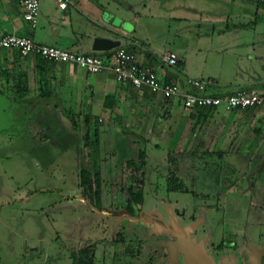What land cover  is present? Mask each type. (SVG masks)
Instances as JSON below:
<instances>
[{
	"label": "rangeland",
	"instance_id": "374dc122",
	"mask_svg": "<svg viewBox=\"0 0 264 264\" xmlns=\"http://www.w3.org/2000/svg\"><path fill=\"white\" fill-rule=\"evenodd\" d=\"M130 2L133 10L129 17L134 15L140 22L134 35L153 52L175 50L183 71L217 81L214 86L211 80L207 89L228 91L222 84L228 85L227 81L243 74L233 72L231 50L221 58L211 46L233 42L254 29L245 19L252 17L250 4L234 0ZM225 15L232 21L239 17V23L214 21V17ZM231 23L236 25L230 29ZM125 25L127 30L132 28L131 21ZM255 26L264 30V21ZM218 28L223 30L216 31ZM124 46L121 38L118 47ZM244 64V60L238 62L241 68ZM12 89L0 78V264H78L79 260H90L86 264H124L123 260L140 264L133 248L162 238L147 228L152 222L149 214L164 215V207L171 214L173 207L185 214L192 210L201 218L198 225L216 240L221 227L233 223L229 211L245 201L240 198L238 203L229 197L241 194L239 190L248 182L258 191L250 200L264 204V163L257 162L264 156L262 108L229 111L219 105L212 116L198 117L192 132L203 134L194 135V141L185 145L186 130L194 119L184 122L180 109H175L177 104L181 108L177 99H171L178 115L175 127L170 119L172 127L156 137L154 132L140 135L137 126L124 127L132 118L91 117L85 123L83 114L73 111H31ZM52 103L58 105L55 100ZM61 106L66 107L64 103ZM183 123L185 129L179 135ZM94 128L97 143L91 144ZM216 150H221L220 154ZM94 166L100 181L98 197L83 194L78 186L79 170ZM171 171L178 188L167 187ZM220 191L228 199H223ZM247 191L244 196H249ZM129 192L140 196L138 202L129 200L132 212L125 207ZM212 206L221 207L226 216ZM187 220L182 216L181 223ZM247 229L252 236L250 225ZM262 229L260 223L253 230Z\"/></svg>",
	"mask_w": 264,
	"mask_h": 264
},
{
	"label": "crops",
	"instance_id": "0c3cea01",
	"mask_svg": "<svg viewBox=\"0 0 264 264\" xmlns=\"http://www.w3.org/2000/svg\"><path fill=\"white\" fill-rule=\"evenodd\" d=\"M222 1L227 3L233 0ZM234 1L250 4L252 17L245 19L248 23H252V26L254 24V29L249 33H244L243 38L235 37L233 42L213 44L211 48L212 51L218 53L217 56L222 54L221 58L231 50L230 53L235 58L231 60L233 72L239 70L244 74L248 71L246 75L238 74V78L227 81L228 85L227 83L222 84L227 86L228 92L242 87L250 90L260 89L264 83V30L258 29L255 24L264 21V4L260 0ZM117 5L122 6L123 10H120L121 8ZM132 10L133 3L130 0H67L63 8L58 7L54 0H39L36 22L33 27H30L21 18L18 0H0V33L28 35L38 43L86 53L90 50L91 39L94 36L116 38L119 44L123 38L124 47L133 51L140 64L153 67L160 79L181 82L185 76H194L185 69L183 71L181 64L176 66L178 71L173 69V65L163 64L159 60V55L164 50L153 52L141 37L134 35L136 24L140 22L134 15L133 18L129 17ZM237 18L239 17H233L232 21L227 15L216 16L214 21L219 24L228 20L239 23ZM127 21L132 22V28L129 30L125 25ZM86 25L89 27L87 30H85ZM235 25L231 23L230 29ZM221 30L223 29H216V31ZM234 46L239 50L230 48ZM168 50L174 51L177 61L182 62L175 50ZM242 60L246 64L243 68L238 65V62ZM205 77L217 86V81L212 77L208 75ZM0 78H3L7 87L15 90L12 91V89L11 93L16 92L18 100L27 103L31 111L37 109L59 113L73 111L83 114L86 120L91 117L102 120L132 118L131 124L126 122L123 126L126 128L137 126L140 129V135H150L154 132V136L157 137L165 134V131L172 125L175 127L176 117L178 120L175 109H180V116H183L184 122L191 118L195 119L197 116L192 110H182L178 104V108L174 109L173 100L164 98L160 93L117 81L110 70L103 69L90 73L71 63L49 60L36 64L35 55L20 56L14 49H0ZM19 88L21 89L18 91ZM213 88L209 91L227 92L222 87L216 90ZM54 100L58 105L52 103ZM62 103L66 107L61 106ZM71 104L75 107L73 110L69 106ZM212 111L214 110H204L203 113L206 114L205 117H208L212 116ZM170 119L173 120L172 125L169 122ZM184 126L185 123L178 131L179 135L185 129ZM193 128L192 122L186 130L185 145L194 141L192 140L194 135L203 134L198 131L192 132Z\"/></svg>",
	"mask_w": 264,
	"mask_h": 264
},
{
	"label": "built area",
	"instance_id": "2783aa9c",
	"mask_svg": "<svg viewBox=\"0 0 264 264\" xmlns=\"http://www.w3.org/2000/svg\"><path fill=\"white\" fill-rule=\"evenodd\" d=\"M58 7L66 6L67 0H54ZM264 4V0H260ZM39 0H18L21 18L33 27L38 13ZM115 48V47H114ZM109 49L107 55L91 52H76L55 45L35 42L28 35L0 33V49H14L20 56L33 54L40 59L67 62L94 73L110 70L117 81L127 82L134 87H145L151 92L160 93L164 98L177 99L181 109L190 111L194 107L219 106L231 108H264V83L260 89H235L223 95L211 94L207 87L211 80L185 76L181 82L164 81L156 70L140 64L133 52L122 47ZM159 60L166 65H174L177 55L172 50H164Z\"/></svg>",
	"mask_w": 264,
	"mask_h": 264
},
{
	"label": "flooded vegetation",
	"instance_id": "af4514ba",
	"mask_svg": "<svg viewBox=\"0 0 264 264\" xmlns=\"http://www.w3.org/2000/svg\"><path fill=\"white\" fill-rule=\"evenodd\" d=\"M261 161L264 163V156L257 162ZM244 188L248 190L249 196H244V189L239 190L241 194L238 193L236 197H229L230 200L238 201V203L240 198H244L245 201L229 211L233 216H231L233 223L231 222L226 229L224 226L221 227L216 240L205 231L204 227L198 225L201 218L193 215L192 210L185 214L184 211L173 207L172 215L170 210L164 207V215L160 212L149 214L152 222L150 227H147L149 231L160 233L162 238L145 242L141 248H133L134 257H139L140 264L141 262L142 264H186L183 253L176 245L177 238L182 236L186 237L196 249H201L214 264H264V229L254 231L260 223L264 225V204L260 201H256L258 203L256 204L250 200L258 192L252 182H248ZM219 194L224 195L223 199H228L225 192L220 191ZM211 209L222 217L224 214L226 216L221 207L212 206ZM259 212L262 213V222L259 220ZM127 214L132 215L135 212H127ZM182 216L188 219L187 222L181 223ZM239 223L250 225L252 236L247 231L248 226L243 228L239 226L241 225ZM125 251L129 253L128 250ZM123 263L127 264L124 260Z\"/></svg>",
	"mask_w": 264,
	"mask_h": 264
},
{
	"label": "trees",
	"instance_id": "16d2710c",
	"mask_svg": "<svg viewBox=\"0 0 264 264\" xmlns=\"http://www.w3.org/2000/svg\"><path fill=\"white\" fill-rule=\"evenodd\" d=\"M119 46V45H118ZM115 47V48H118ZM114 48V49H115ZM126 50H129L131 52H133L132 50L126 48V47H122ZM133 48V47H132ZM113 49V48H112ZM109 53V51H102L101 54L102 55H107ZM44 61V59H40L38 56H35V63L36 64H40ZM175 66H179L180 65V62L179 61H176ZM164 81H169L167 79H165ZM127 83V82H126ZM17 89V88H16ZM21 88L18 89V91L20 90ZM238 89H243V88H238ZM209 90V88L207 89V91ZM210 92L211 94H215V95H223L224 93H228L227 92H218V93H214V92H211V91H208ZM217 106H205V107H194L192 108V112L196 113L197 116L196 118L194 119V122H193V126H195V122L197 121L198 117H205V113H203V111L205 110H214ZM247 108H254V107H247ZM243 109H246V108H243ZM264 110V108H262ZM190 110V111H191ZM237 111V110H242L240 108H231L229 109V111ZM85 123L86 122V119H83ZM96 129L94 128V138L93 140L91 141V144H96L97 143V134H96ZM87 135V132L85 131V135ZM217 151V154H220L221 150H216ZM141 153V150L139 149V152L138 154ZM178 181H177V178L174 176V174L172 173V171L170 172V174L167 176V187L169 189H174V188H178ZM78 186L80 187L81 189V192L83 194H89V195H93L94 197H98L99 195V186H100V181H99V175H98V171L97 169L95 168V166L92 168V170H89L87 168H81L78 172ZM140 199V196L138 194H135L133 195V193H128V200H127V203L125 205L126 209L129 210L130 212L133 211V206L132 204L129 202V200L133 201L134 203L135 202H138ZM131 201V202H132ZM132 202V203H133ZM90 260L88 261H83V260H79L77 263L78 264H86V263H89Z\"/></svg>",
	"mask_w": 264,
	"mask_h": 264
},
{
	"label": "water",
	"instance_id": "95a60500",
	"mask_svg": "<svg viewBox=\"0 0 264 264\" xmlns=\"http://www.w3.org/2000/svg\"><path fill=\"white\" fill-rule=\"evenodd\" d=\"M119 40L116 38H109L105 36H94L91 39L90 50L92 51H106L117 47ZM176 245L183 253L186 264H214L210 261L201 249H196L186 237H178Z\"/></svg>",
	"mask_w": 264,
	"mask_h": 264
}]
</instances>
